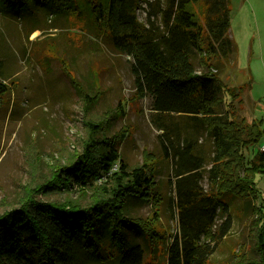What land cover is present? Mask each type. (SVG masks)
Instances as JSON below:
<instances>
[{
    "label": "trees",
    "instance_id": "trees-1",
    "mask_svg": "<svg viewBox=\"0 0 264 264\" xmlns=\"http://www.w3.org/2000/svg\"><path fill=\"white\" fill-rule=\"evenodd\" d=\"M141 3L143 21L136 13ZM228 3L229 0H0V10L18 16L33 6H41L50 13L63 12L79 21L86 11L90 21L109 38L112 48L129 56L135 92L140 97H151L150 109L160 130L161 150L171 162L177 214V231L165 246L164 260L151 258L145 262L143 247L135 238L127 240L124 230L136 229L148 246L149 241L161 237L151 223L156 212H152L151 220L127 217L124 203L127 197L151 202L153 174L145 164L129 168L120 158L113 138L100 142L90 138L75 160L65 166L55 165L53 177L47 181L57 189H90L97 192L95 196L80 204L44 202L29 195L11 213L1 214L0 264H69L75 243L88 257L94 255L112 264H203L210 251L203 240L219 239L230 228L225 197L239 199L238 207L250 216L246 240L237 244L234 258L222 264H264V196L256 203L259 190L254 180L257 174L264 176V150L254 151L248 160L243 152L264 137V128L260 119L247 122L237 119L232 111L227 114L218 109L222 98L228 97L227 105H231L237 96L216 72L217 60L229 56L232 59L235 54V44L228 35ZM195 55L201 71L194 66ZM6 91L0 82V98ZM167 114L185 116L187 125L203 130L210 140L207 187L199 185L204 163L196 141L188 131L164 122L162 116ZM95 125L88 123L91 128ZM71 178L74 186L69 185ZM222 215L223 220L217 224ZM152 250H157L156 244Z\"/></svg>",
    "mask_w": 264,
    "mask_h": 264
},
{
    "label": "rangeland",
    "instance_id": "rangeland-1",
    "mask_svg": "<svg viewBox=\"0 0 264 264\" xmlns=\"http://www.w3.org/2000/svg\"><path fill=\"white\" fill-rule=\"evenodd\" d=\"M228 5V35L235 44V54L232 59L217 60L216 72L237 96L231 105H227L228 97L222 98L218 109L227 114L232 111L237 119L247 122L260 119L264 128V0H229ZM143 8L141 3L136 11L141 21L145 18ZM73 19L41 6H33L19 16L0 10V82L7 87L0 98V215L11 213L29 195L44 202L84 204L90 200L96 191L76 186L57 189L47 180L53 177L55 165L65 166L82 153L87 139L100 142L113 138L129 168L145 164L153 174L151 202L127 197L125 215L151 220L152 212H156L151 223L161 234L146 246L136 229L128 227L125 238L140 243L145 262L151 258L162 262L165 246L177 231V214L171 162L161 150L151 97L135 92L129 56L112 48L109 38L90 21L86 11L79 21ZM193 61L197 71L203 70L197 55ZM162 118L172 128L188 131L196 141L204 163L199 185L207 187L210 140L203 130L187 125L185 116L167 114ZM89 122L97 125L91 128ZM262 142L264 137L243 150L247 160L260 150ZM61 173L58 171V176ZM254 180L259 204L264 196V176L257 174ZM72 182L71 178L70 186H74ZM225 200L230 228L219 239L203 240L210 250L203 264L231 261L237 244L246 240L249 212L238 207L239 199ZM154 244L157 250H152ZM69 264L112 263L94 255L88 257L75 243Z\"/></svg>",
    "mask_w": 264,
    "mask_h": 264
},
{
    "label": "built area",
    "instance_id": "built-area-1",
    "mask_svg": "<svg viewBox=\"0 0 264 264\" xmlns=\"http://www.w3.org/2000/svg\"><path fill=\"white\" fill-rule=\"evenodd\" d=\"M260 150H264V142H262V144L260 145Z\"/></svg>",
    "mask_w": 264,
    "mask_h": 264
}]
</instances>
